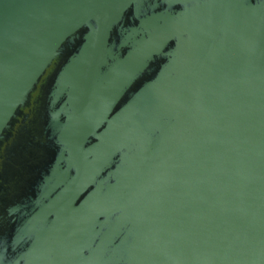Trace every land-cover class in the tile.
I'll use <instances>...</instances> for the list:
<instances>
[{
    "label": "water",
    "instance_id": "water-1",
    "mask_svg": "<svg viewBox=\"0 0 264 264\" xmlns=\"http://www.w3.org/2000/svg\"><path fill=\"white\" fill-rule=\"evenodd\" d=\"M0 264H264V0H0Z\"/></svg>",
    "mask_w": 264,
    "mask_h": 264
}]
</instances>
